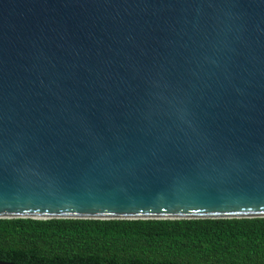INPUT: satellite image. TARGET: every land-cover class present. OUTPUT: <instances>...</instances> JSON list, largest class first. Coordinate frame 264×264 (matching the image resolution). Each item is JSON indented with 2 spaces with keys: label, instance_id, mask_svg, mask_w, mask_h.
Segmentation results:
<instances>
[{
  "label": "water",
  "instance_id": "obj_1",
  "mask_svg": "<svg viewBox=\"0 0 264 264\" xmlns=\"http://www.w3.org/2000/svg\"><path fill=\"white\" fill-rule=\"evenodd\" d=\"M253 217L264 0H0V218Z\"/></svg>",
  "mask_w": 264,
  "mask_h": 264
},
{
  "label": "trees",
  "instance_id": "obj_2",
  "mask_svg": "<svg viewBox=\"0 0 264 264\" xmlns=\"http://www.w3.org/2000/svg\"><path fill=\"white\" fill-rule=\"evenodd\" d=\"M13 264H264V217L0 218Z\"/></svg>",
  "mask_w": 264,
  "mask_h": 264
}]
</instances>
